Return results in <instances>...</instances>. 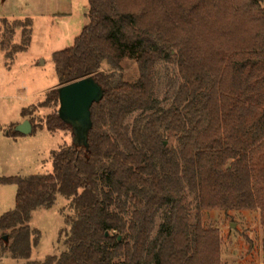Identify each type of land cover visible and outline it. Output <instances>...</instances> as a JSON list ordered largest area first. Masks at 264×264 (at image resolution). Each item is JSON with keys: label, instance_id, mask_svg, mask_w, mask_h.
<instances>
[{"label": "trees", "instance_id": "1", "mask_svg": "<svg viewBox=\"0 0 264 264\" xmlns=\"http://www.w3.org/2000/svg\"><path fill=\"white\" fill-rule=\"evenodd\" d=\"M25 24L16 53L29 46ZM52 60L58 86L39 108L89 77L104 96L87 148L52 152L49 175L1 181L17 192L0 217V258H31V215L60 195L73 214L66 250L45 264H221L218 232L201 223L215 209L260 212L264 264V0H88V24ZM124 60L137 65L134 82ZM169 65L177 88L163 106L158 67ZM29 123L66 126L58 114Z\"/></svg>", "mask_w": 264, "mask_h": 264}, {"label": "rangeland", "instance_id": "2", "mask_svg": "<svg viewBox=\"0 0 264 264\" xmlns=\"http://www.w3.org/2000/svg\"><path fill=\"white\" fill-rule=\"evenodd\" d=\"M20 23H29L31 35L27 50L16 53L15 47L22 46ZM87 24L88 0H0V217L15 209L17 192L15 185L2 180L49 175L51 153L73 145L68 126L56 132L36 128L26 136L13 133L25 121L37 125L57 114L54 102L39 108L48 92L58 86L52 56L72 47ZM120 67L124 81L138 79L134 61L124 60ZM101 70L109 72L110 68L104 63ZM158 70L156 96L166 106L177 88L176 82L171 84L176 70L171 65ZM23 110L28 111L25 119ZM67 207L68 202L58 195L52 208L34 211L29 226L40 238L31 258L13 260L6 254L0 264H45L49 257H59L66 250L65 217L73 216ZM201 223L204 229L218 232L221 264H263L259 211L207 210L201 214Z\"/></svg>", "mask_w": 264, "mask_h": 264}, {"label": "water", "instance_id": "3", "mask_svg": "<svg viewBox=\"0 0 264 264\" xmlns=\"http://www.w3.org/2000/svg\"><path fill=\"white\" fill-rule=\"evenodd\" d=\"M58 117L70 127L73 134V145L88 147V134L92 128L91 108L104 96L102 87L91 77L85 78L57 89ZM21 135H30L32 126L28 121L15 130ZM7 240V237L4 238Z\"/></svg>", "mask_w": 264, "mask_h": 264}]
</instances>
